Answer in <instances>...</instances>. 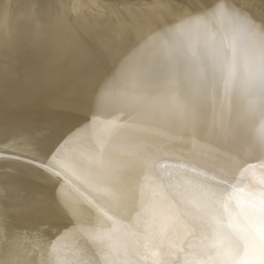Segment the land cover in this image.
I'll return each mask as SVG.
<instances>
[{
	"label": "bare ground",
	"instance_id": "obj_1",
	"mask_svg": "<svg viewBox=\"0 0 264 264\" xmlns=\"http://www.w3.org/2000/svg\"><path fill=\"white\" fill-rule=\"evenodd\" d=\"M261 193L264 0H0V264L228 259Z\"/></svg>",
	"mask_w": 264,
	"mask_h": 264
},
{
	"label": "snow or ice",
	"instance_id": "obj_2",
	"mask_svg": "<svg viewBox=\"0 0 264 264\" xmlns=\"http://www.w3.org/2000/svg\"><path fill=\"white\" fill-rule=\"evenodd\" d=\"M60 148V143L56 145L53 153ZM50 174L59 176L56 172ZM236 199V193L233 191L226 198L225 202L221 203V208L225 218L231 216V211L227 201ZM238 207H240L238 205ZM251 211L258 216L259 224L250 227L247 231L240 233V236L234 245L232 253L228 254L230 258L225 259L223 255H218L215 259L207 260H192L185 258L183 264H264V193L260 194L258 202H253L241 208V211ZM243 253L241 256L240 253Z\"/></svg>",
	"mask_w": 264,
	"mask_h": 264
},
{
	"label": "rangeland",
	"instance_id": "obj_3",
	"mask_svg": "<svg viewBox=\"0 0 264 264\" xmlns=\"http://www.w3.org/2000/svg\"><path fill=\"white\" fill-rule=\"evenodd\" d=\"M32 52H33V50H32ZM33 53H35V52H33Z\"/></svg>",
	"mask_w": 264,
	"mask_h": 264
}]
</instances>
